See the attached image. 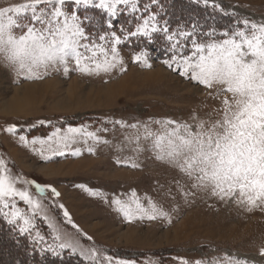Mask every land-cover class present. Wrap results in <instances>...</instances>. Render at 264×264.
Returning a JSON list of instances; mask_svg holds the SVG:
<instances>
[{
  "label": "snow or ice",
  "instance_id": "obj_1",
  "mask_svg": "<svg viewBox=\"0 0 264 264\" xmlns=\"http://www.w3.org/2000/svg\"><path fill=\"white\" fill-rule=\"evenodd\" d=\"M190 2L231 17L233 24L222 30L211 25L203 27L198 22L173 27L164 18L161 0H23L6 4L0 6V65L27 80L45 79L53 72H124L127 69L121 45L143 43L145 47L134 54L133 60L151 67L148 46L162 38L170 54L165 61L169 68L209 89L210 94L215 90L213 99L220 98L221 105L213 110L217 118L209 114L205 119L193 113L187 120L113 123L143 129L142 136L133 138L137 144L134 151L143 152L140 140L151 139L149 151L153 158L179 173L175 185L183 196L205 193L221 201H233L249 212L264 211V16L255 19L242 15L240 5L225 7L220 0ZM89 9L100 10L103 26L95 25L92 16L83 14ZM121 15H127L129 20L116 27ZM90 26H95L96 31ZM38 123L42 125L44 121ZM150 124L159 125L160 130L152 131ZM4 131L16 134L19 130L11 125ZM19 140L26 146L39 144L40 148L33 147V151L42 157L45 151L64 156L72 145H87L90 140L97 145L110 143L87 127L56 129L46 139L20 135ZM87 151L92 153L95 148L89 146ZM71 154L79 156L82 151L75 148ZM117 162L124 163L119 159ZM126 166L141 167L133 158ZM33 186L35 194L30 190ZM78 187L92 196H101L85 185ZM165 195L175 198L171 189ZM60 196L55 187L14 174L0 154V218L13 231L30 238L34 249L39 247L40 252L58 259L71 253L88 264H136L135 260L106 254L94 243L86 247L81 239L92 241V237L80 229L63 204L56 203ZM106 202L114 204L129 222L145 218L170 221L169 213L158 207L152 197H142L135 190L128 193L127 201L117 194L114 199L106 198ZM49 208L60 210V224L66 223L76 235L58 225L48 215ZM38 217L51 229L50 240L38 228ZM260 254L264 256V248ZM227 264L248 261L230 258Z\"/></svg>",
  "mask_w": 264,
  "mask_h": 264
},
{
  "label": "rangeland",
  "instance_id": "obj_2",
  "mask_svg": "<svg viewBox=\"0 0 264 264\" xmlns=\"http://www.w3.org/2000/svg\"><path fill=\"white\" fill-rule=\"evenodd\" d=\"M18 2L23 0H0V6ZM220 2L225 7L240 5L238 11L242 15L255 19L264 16V0ZM189 11L199 16V20L200 17H205L200 11ZM83 14L92 16L95 25L103 26V14L100 10L89 9ZM212 17L214 25L218 24L220 27L218 29L222 30L233 24L231 17L219 12H213ZM164 18L173 23V27L177 24L186 26L192 20V17L189 19L184 15L180 18L167 16L165 10ZM128 20L127 15H121L116 27ZM119 22L122 24H118ZM193 23L197 21L190 24ZM200 25L214 26L211 23L206 26L202 22ZM90 28L93 32L96 31L95 26ZM165 42L161 38L155 45L160 43L157 46L165 50ZM162 45L164 46L161 47ZM144 47L143 43L138 44L136 41L120 46L127 69L124 72L118 69L100 75L53 72L45 79L27 80L17 77L12 70L0 65V154L14 174L19 173L27 180L55 187L61 193L56 203L63 204L80 229L92 237V241L81 239L86 247L94 243L106 254L135 260L136 264H184V261L188 264H195L197 261H202L203 264H227L230 258L247 260L248 264H264V256L260 254L264 248V211L249 212L233 201H221L205 193H197L194 197L183 196L177 192L175 185V179H180L179 173L153 158V153L149 151L151 139L140 140L143 152L138 154L134 151L137 144L133 138L138 134L142 136L143 129L121 127L113 123L124 121L131 125L167 118L187 120L193 113L205 119L209 114L212 118H217L213 110L221 105L220 98L213 99L215 90H211L210 94L209 89L169 68L165 63L169 60V52L163 56L157 49H148L151 67L134 62V54ZM30 86L33 87L32 103L25 101L21 112L15 108L14 111L11 110L12 100L18 94L23 95ZM39 121L44 123L41 125ZM33 124L36 126L31 127ZM11 125H16L19 130L16 134L4 131ZM82 127L97 131V135L110 143L97 145L90 140L87 145H72L64 156H53L45 151V156L42 157L37 151H32L33 147L26 148L28 151L25 154L24 146L21 147L16 142L19 135L47 138L56 129ZM150 128L152 131L160 130L156 124H150ZM100 129L108 131H98ZM89 146L95 148L92 152L94 157L91 158L85 152ZM75 148H80L82 154L72 155L71 150ZM129 158L135 159L141 167L126 166ZM118 159L124 163H118ZM78 185L98 191L101 196H92ZM160 185L164 187L161 188ZM169 189L175 194L174 199L165 195ZM30 190L35 194L34 186ZM132 190L142 197H152L158 207L169 213L170 221L145 218L129 222L114 204L106 202V198L114 199L117 194L127 201L128 193ZM21 206L23 207V203ZM47 212L58 225L76 235L66 223L60 224L63 220L60 210L49 208ZM0 221L10 231L13 239L27 240L31 247L30 253L57 258L40 252L39 247L34 249L30 238L13 231L12 226L4 219L0 218ZM36 223L41 233L50 240L53 233L47 223L39 217ZM0 242L13 246L12 250L0 251V264H28L23 256V248L7 240L1 230ZM69 257L88 264L71 253L57 258L61 261L59 263L45 264H76L68 260ZM34 262L40 264L38 261Z\"/></svg>",
  "mask_w": 264,
  "mask_h": 264
},
{
  "label": "trees",
  "instance_id": "obj_3",
  "mask_svg": "<svg viewBox=\"0 0 264 264\" xmlns=\"http://www.w3.org/2000/svg\"><path fill=\"white\" fill-rule=\"evenodd\" d=\"M161 4L163 5V8H164L165 13L167 14V16L168 15L169 16H176V17H179L180 18L181 16L184 15V17L187 16L189 19L192 17L191 18L192 20L190 22H188V25H190V23L192 21L200 22V24H201V22L203 24L206 23V26H207L208 23H211V24L214 25V20H213V17H212L213 16V11H211L210 9L205 8V7L201 6V5H197V4L191 3L190 0H161ZM189 9H194V10L200 11L202 13V15H205V17H203V18L200 17V20H199V16L197 17L196 14L195 15H194V13L192 14L189 11ZM169 18H172V17H169ZM169 23L172 26H174L173 23H171L170 21H169ZM118 24H122V22H119ZM177 25H179V24H177ZM180 25L184 26L183 24H180ZM214 26L217 29L220 28V27H218V24L217 25H214ZM138 44H139V42H138ZM159 44L160 43H156V45H155V43H153L152 45H149L148 46V49L149 50H153V51H155V49H157V50L160 51V54L161 55H163V56L165 55L166 56L167 53H168V51H166V49L165 50L160 49L157 46ZM164 45L166 46V42H165ZM164 45H162L161 47H163ZM141 47L142 46H140V48ZM0 230L5 233V238L7 240L12 241L16 245L18 244V247L20 246V247L23 248V251H24L23 252V256H24V258H26L28 264H35L34 261H38L40 264H45L46 262H52V263H55V262H58L59 263V262H61L57 258L50 257L48 255L39 256L38 254H35V253L32 254V252L30 253V248L31 247L28 244L27 240L19 239V238L17 240L13 239L11 237L10 231H8L7 227L1 221H0ZM2 243L3 242H0V251L1 250H4V249L5 250H9V249L12 250L13 249V246L12 245H9L7 243L6 244H2ZM28 253H29V255H28ZM26 255H27V257H26ZM68 260H70V261L72 260L76 264H83V262H81L78 258L69 257Z\"/></svg>",
  "mask_w": 264,
  "mask_h": 264
},
{
  "label": "bare ground",
  "instance_id": "obj_4",
  "mask_svg": "<svg viewBox=\"0 0 264 264\" xmlns=\"http://www.w3.org/2000/svg\"><path fill=\"white\" fill-rule=\"evenodd\" d=\"M35 86V85H34ZM32 88L33 87H28V88H26L25 89V93L23 94V95H21V94H18L17 95V97H15L13 100H12V102H11V105L13 104V107H12V109L11 110H13V108H15L16 109V111H22V109H24V102L25 101H27V103L29 104V102H31V99H32V96H31V93H32ZM32 103V102H31ZM16 104H21L22 106H18V107H16L15 105ZM26 107V106H25ZM14 111V110H13Z\"/></svg>",
  "mask_w": 264,
  "mask_h": 264
},
{
  "label": "crops",
  "instance_id": "obj_5",
  "mask_svg": "<svg viewBox=\"0 0 264 264\" xmlns=\"http://www.w3.org/2000/svg\"><path fill=\"white\" fill-rule=\"evenodd\" d=\"M68 128H66V129H62L61 131H66ZM53 133V132H52ZM20 136V135H19ZM19 136H17V138L18 139H16V142L18 143V145H19V143H20V145L19 146H24L23 147V150H25V151H23L25 154H26V152L28 151V150H26V148H32V147H34L33 145H31V144H29V145H25V144H23V143H21L20 142V140H19ZM35 137H32V138H29V139H34ZM46 138V137H45ZM45 138H38V139H45ZM35 146H40L39 144H37V145H35ZM81 146V145H80ZM21 147H19L20 149H21ZM83 150H85V149H83ZM33 151V150H32ZM85 152H88L87 151V149L85 150ZM87 156H89V158H91V157H94L93 155H92V153H89L88 152V154H87ZM94 159V158H93ZM42 162V161H41ZM43 163V162H42Z\"/></svg>",
  "mask_w": 264,
  "mask_h": 264
}]
</instances>
